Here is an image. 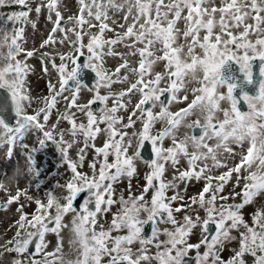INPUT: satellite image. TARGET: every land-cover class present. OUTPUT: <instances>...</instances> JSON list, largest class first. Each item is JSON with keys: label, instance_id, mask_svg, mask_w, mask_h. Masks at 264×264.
<instances>
[{"label": "snow or ice", "instance_id": "6c2138e0", "mask_svg": "<svg viewBox=\"0 0 264 264\" xmlns=\"http://www.w3.org/2000/svg\"><path fill=\"white\" fill-rule=\"evenodd\" d=\"M6 3H14L26 6V0H0V6ZM59 0H41V3L36 5L35 12L39 16L46 9L47 19L51 21V32L47 35V38L40 44L41 48L56 43L54 34L64 33V36L60 39L59 43L64 44L69 41L67 33L74 32L75 39L70 43L75 52L80 53L81 49L85 47L80 43L82 39V30L85 25L89 28L93 26V21L99 22V33H89V40L86 45L87 53L84 67L90 69L96 76L95 89H99L101 86L107 88L114 83L112 76L106 72L103 68V57L105 52L103 51L107 46V55L113 56L114 52L112 46L122 43L126 38H134V42L126 44L125 46L133 49V55L139 53V68H129L128 62L125 61L116 69V73L120 72L121 68H127L130 72L136 75L138 78L134 83L130 84L127 92H120L115 101L110 114L101 117V120L106 121L108 127L104 130L108 136V140L103 144V147L95 148L97 157H103L102 160L97 159L89 165L93 170L92 177L90 178L86 174H82L77 171L78 165L68 159V151L76 142L78 134L82 133L84 136L85 145L88 146L90 140L95 139L96 134L101 129L96 126L98 121L93 115L89 105L93 101H89L88 105H79L77 103V96L80 90L85 87L77 80V71L79 65L72 52L67 55H60V64L57 66L55 63L52 67L56 69L59 74L57 89L56 85L49 83L48 90L49 96L44 100V107H41L36 111L35 115H19L17 117L16 126L8 127L3 120H0V128L5 129L8 133V142L12 143L16 138L23 136L24 132L30 127H34L43 132L44 139L39 141L40 146H45L46 141H51L60 151L64 162L67 163L68 168L72 172L71 178L65 185H58L66 189V195L63 196L64 203H61L59 199L50 191L46 193L47 203L42 204L39 199L35 200L37 206L36 213H33L31 219H28L26 214L21 210L19 220L17 221V232L13 240L21 236H27V239L23 240V246H15L9 248V251H15L17 253H24L28 250L30 243L35 240V248L40 251L43 248V241L45 239V232L52 231L57 232L61 227V220L65 214L69 212L76 213L73 216L72 223L84 226L87 233L91 232V235H87L82 240V258L79 264H99L101 255L108 254L111 256L108 264H141L142 261L151 262L155 260L157 264H186L185 257L188 255L189 250L195 248L199 249L201 244L205 245L206 250L201 255L199 251L196 252L194 257L196 264H245L242 257L245 253L251 254L255 257L254 264H264V211H257L252 217L253 227H250L245 223L239 214V210L246 204H249L254 196L260 192H264V172L254 173L251 175L243 176L244 190L240 193H235L232 197L241 196L242 202L239 204H227L228 196L218 195L222 193L225 183H227L232 177L233 173H236L237 185L241 180L242 165L249 167L252 160L256 158L257 149L252 146L247 150L246 155L240 157L241 163L235 164L234 167L221 175L213 177L212 175H206L211 169L207 164L199 168V171H195L198 161H206L209 157L213 160L212 167H221L220 163L216 159L215 149L209 147L204 143V137L208 135L209 131L216 137L222 140H227L229 133H225V126L232 124V132H236L238 128L243 127L245 124H251V121L255 118L264 120V81L259 85L258 95L250 97L244 95L243 99L247 102L249 113H242L237 109V100L233 97V89L235 85L228 84L221 79V69L227 61H234L239 65L240 71L244 74L246 80L251 78V64L250 61L255 58L264 60V0H221L219 7L215 6L213 0H169L167 4L164 0H125L124 4H116L113 0H79L80 15L69 17L67 21L63 22L61 12L58 10ZM153 5L155 6L153 9ZM127 7V12L124 15V20L130 23L121 24V29L126 27V31L117 35L116 39L104 40L102 34L105 30L109 29L107 21L108 8H112L115 11H119L124 7ZM162 9H166L162 11ZM21 11L19 13H13L8 15V21L16 22H28L29 12ZM155 11L153 17L151 13ZM186 10L187 15L182 16V13ZM53 13L55 18L53 19ZM87 13V16L84 15ZM215 13L220 14L219 28L220 33L215 35V42L210 43V37L213 35V28L216 21L213 19ZM169 14L172 18L169 19ZM183 19L185 23V29L183 36L185 38L191 37L192 43L188 45V54L191 56V63H181L178 59L180 47H173L176 37L173 35L176 30V22ZM246 20H251L253 23H246ZM230 22V23H229ZM68 24H72L73 27H67ZM166 26H162L165 25ZM138 25V27H137ZM79 26L81 31H76V27ZM243 26L239 35H234L230 30V27L240 28ZM35 28V24L33 23ZM201 29L207 31V35L203 36V43H200L197 33ZM3 30L0 29V32ZM14 34L11 38V43H8L9 37L4 35L0 40V47L5 44L8 46L7 55L3 57L7 61L3 68H0V79L5 76H10L23 91L24 76L29 71V66L26 62H21L15 59V56L22 51L21 45L18 40L22 38L23 28L14 29ZM255 33L257 39L253 42L248 39L250 33ZM226 34V35H223ZM136 42L143 44V47L137 48ZM157 42L162 43V49H154ZM199 44L200 48L205 50V58L199 59L192 55L193 48ZM79 45V46H77ZM232 45L235 48L242 50L243 54L238 55L236 51L232 49ZM182 47V46H181ZM156 51H163V56L156 55ZM251 53V54H250ZM82 54V53H81ZM48 54L45 53L44 56ZM33 52L27 51L26 57H32ZM154 57V59H150ZM43 59V57H42ZM156 60H167V67L170 69L168 79V88H157L162 76L156 74L154 79L145 80L148 75V70ZM69 64L71 67L69 68ZM202 66L203 80L200 83L203 85L199 92L203 95L198 96L193 100L192 104L188 108L182 109L177 113H171L167 110L163 103L160 104V110L158 113H154L152 108L145 110L144 105L152 103L155 107L156 103L160 101L161 95L167 91L171 93V98L175 99V93L180 90L181 82L186 71L193 70L196 65ZM174 68V70H172ZM47 71V69H45ZM261 75H264V65L260 68ZM173 77L175 79H173ZM121 79L117 76V80ZM127 80L128 77H123ZM73 81L72 88H68V82ZM218 86H225L227 89L226 96H221L219 99H227L231 103V113L225 112V119L219 124L218 129L211 123L212 116L209 115L206 118V122L201 126L203 135L197 139L192 136L190 139L192 145L196 149L206 148L207 151H194L188 152L186 140L177 142L176 138H172V147L164 149L157 147L158 142H162L166 136H171L173 130L179 125L183 116H186L193 106L197 103L207 100L210 108L216 107L217 98L215 97V89ZM139 92L141 99L135 105V108L139 110L140 115L137 117L142 122V130L138 133L133 132L131 137H128L126 132H117L114 128L119 122V118L116 116L117 108H124L125 104L121 103V99L127 95V93ZM195 91V90H194ZM68 92L70 94V102L67 104V109L75 108L79 112L86 113L87 124L77 125L75 121V113L65 111L62 114V119L67 120L71 125L67 129V133L71 135L72 140H65V131L59 132V139L53 135V130L57 125H53L49 131L44 130V125L38 122V118L43 114V120L48 121V112L55 106L57 97H61L63 93ZM111 95V93H110ZM66 100L69 97H64ZM95 100H99L102 103L108 99V96L96 95ZM130 103V101H128ZM136 113L133 112V115ZM158 120L166 121L167 126L163 131L157 135H150V129L152 125ZM134 121L132 117H129L128 123L123 125L124 128H129L133 125ZM264 126V125H261ZM253 127L249 128V131H253ZM14 134V135H12ZM119 135V139H115ZM137 148L134 157L127 155L128 148L131 146L132 138L137 137ZM127 143H125V139ZM145 141H148L152 146V151L155 158L151 160L149 168L151 171L145 176L147 181L146 186L143 189L144 193H147L150 188H154L153 195L151 197L150 205L145 200L144 195L139 196L129 195L125 200L123 196L120 199H113V182H116L123 176H127L129 179L133 176L135 168L133 166V159L140 156V148L144 146ZM217 147H223V144H218ZM80 160L84 159V149H80ZM183 155L187 160L188 170L179 173V176L174 179L184 181L186 179L195 178L196 180L204 179L205 184L198 193V196L190 197L192 205L198 204L200 208L204 209L206 218L203 220L202 230L204 233H208L210 226H215V233L211 235L210 239L207 235L198 244H188L187 237L189 232L196 227V223L193 222L189 215L183 217V224L178 225L176 219L173 216V209L171 208L172 201L184 200V197L178 192L171 198H166L165 193L169 188H176L175 183H165L161 177L164 172L165 163L171 162L175 167L179 162L180 155ZM113 156L114 159L109 162L108 157ZM12 150L9 149L8 157L11 159ZM27 162L30 165L28 171L34 172L32 167L31 154L27 156ZM246 162V164H245ZM99 164L98 175L96 172V165ZM262 168H264V160L260 161ZM114 170V171H110ZM6 175V173L4 174ZM213 179L218 181L213 187ZM105 181L107 184L105 185ZM154 181H158V185H154ZM3 189V188H0ZM101 189H103L101 191ZM87 193L88 195L83 200L80 208L75 207L77 197L81 193ZM210 196L206 199L205 194L210 193ZM17 190L15 196H11L7 203L10 204L17 200L21 195ZM107 196V199H105ZM31 200V197H28ZM167 199L168 202H165ZM224 201V203L217 204V201ZM94 201L95 210H90L89 204ZM118 203L120 208L118 212L113 216L112 223L108 231L101 230L99 233L92 231L89 225L96 224V215L100 211L107 212L109 207ZM102 205H106L102 209ZM190 207V205H188ZM55 209V216L48 217L50 209ZM176 212H180L181 208L177 207ZM146 215V219H141V214ZM166 214V215H165ZM46 217L49 222L54 225L49 228V224L45 223ZM197 222L200 218L197 216ZM226 221L231 223L226 225ZM151 222L152 233L151 237L144 239L141 237L143 226ZM171 224L172 230L168 228L164 229L163 235L166 239L159 241L160 230L158 224ZM243 226L245 231L240 233L239 249L235 252L227 262L220 259L219 251L223 246L225 240L234 239L229 235L232 229H239ZM33 229V230H29ZM122 229L127 230V235H117L110 237L112 231H120ZM111 240L112 247L108 248L105 244L106 240ZM134 241H139L141 248L138 253H133L132 249L128 245L133 244ZM155 243L157 249L156 255L148 256L146 245ZM9 244L13 241H9ZM219 246V247H218ZM174 253V254H173ZM14 264H21V261H14ZM31 264H41L40 261H32ZM45 264H55V261H46Z\"/></svg>", "mask_w": 264, "mask_h": 264}, {"label": "rangeland", "instance_id": "374dc122", "mask_svg": "<svg viewBox=\"0 0 264 264\" xmlns=\"http://www.w3.org/2000/svg\"><path fill=\"white\" fill-rule=\"evenodd\" d=\"M44 2L46 3L47 0H44ZM113 2L116 4H124L125 0H113ZM168 2L169 0H164L165 4ZM40 3L41 0H26V5H30L32 9L29 12L28 22L8 21V15L26 11V9L22 7L24 5L6 3L5 5L0 6V29L3 30L0 32V40L3 39L5 34H7L9 37L8 43H11V38L14 34L13 30L23 28L22 38L18 40V43L22 47V51L15 56L13 63H15L16 60H19L21 62H26L29 66V71L24 76L23 91H21L20 87L17 86L16 82L10 76H5L3 79H0V85L7 87L12 93L16 111L26 115H35L39 108L44 107V100L49 96V90L47 87L49 83L56 85L57 89L59 88V74L56 69L52 67V64L55 63L57 66L60 64L61 61L59 57L61 54L67 55L69 52H72L73 56L76 57V52L73 50L70 43L71 40L75 39L74 32L67 33V36L70 39L64 44L59 43L60 39L64 36V33L57 32L54 34L56 43L45 46L44 48L40 47V44L47 38V35L51 32V28L53 26L51 21L47 19L48 14L46 9L41 13V15L38 16L36 14L35 7ZM154 7L155 6L153 5V9ZM79 8V0H59L58 3V10L61 12L62 19L80 15L81 13ZM164 10L166 9H162V11ZM107 11L109 19L105 22L108 23L111 31L105 30V33L102 34V38L104 40H112L116 39L118 34L126 31V27L121 29L120 25H126V23H130L131 21L129 20L126 22L124 20V15L127 12L126 6L119 11H115L112 8H108ZM84 15L87 16V13H84ZM151 15L153 17L155 16L154 10ZM171 17L172 15L169 14V19H171ZM54 18L55 14L53 13V19ZM33 23L35 24V28L33 27ZM179 24L180 22L177 21L176 26ZM162 26H166V24ZM67 27L72 28L73 25L68 24ZM76 31H81V28L77 26ZM89 33H99V22L93 21V26L91 28L87 25L83 27L82 39L80 41V43L85 45V47L81 49L83 53H86L87 51L86 45L90 38ZM133 42L134 38H126L124 42L113 45L112 48L116 53L113 56L106 54L107 46H105L103 50L105 52V56L103 57V68L112 76V79L115 82L107 88L101 86L99 89H95L96 82H94L91 88L83 87L77 96V103L79 105H88L89 101L95 100L94 98L97 94L100 96H108V99L102 103L98 110L92 111L93 115L99 122L96 126L101 129V131L96 134L95 139L91 140L92 145L88 144V146H86L84 136L80 133L76 137V142L68 151V159L78 165L77 171L88 175L90 178L92 177L93 170L89 167V165L97 159H103L102 156L97 157L95 148L103 147V144L108 140V136L104 131L108 125L106 121L101 120V117H105L110 114V109H112L113 102L117 95L120 92H127L130 84L134 83L138 78L127 68H121L120 72L118 74L116 73V69L119 68L125 61L128 62L129 68H138V52L133 55L132 53L134 50L125 46L126 44H131ZM136 47L138 48V42H136ZM27 51H32L33 56L26 57ZM7 52V44L0 47V68H3L7 63V61L3 59V57L7 55ZM45 53L48 55L44 56ZM70 67L71 65L69 64V68ZM45 69H47V71H45ZM117 76L121 79L117 80ZM125 76L128 77L127 80L123 79ZM202 80V66L197 64L193 70H190L183 76L181 82H178L181 83V87L180 90L176 92L178 100L173 102V104L176 103L177 106L184 108L189 107L193 100H195L198 96L203 95V93L198 91V89L203 86L200 83ZM226 94V87L218 86L214 93L217 98L216 107L211 109L207 100L197 103V105L193 106L190 110L191 121L206 120V118L211 115L212 120L223 122L225 119L224 113H230L231 110L229 109L227 99H219V97L226 96ZM64 97H69V99L66 100ZM139 97L141 98L139 92L134 91V93H127V95L121 99L120 102L124 103L125 107L117 108L116 116L119 118V122L114 125V128L118 133L126 132L128 137H131V134L136 132V126H142V122L137 119L140 115L139 110L135 108ZM128 101H130V103ZM69 102L70 94L65 92L61 97H57L55 106L48 112L49 119L47 122L43 120V114H41L38 118V122L44 125L45 131L53 130L52 126L54 124L57 125L56 129L53 130V135L56 139H59V132L63 130L66 133L64 137L65 140H72L71 135L66 131L71 127V125L67 122V120L61 118L65 111L75 113V121L77 125L81 123L85 125L87 124L86 113L79 112L75 108L67 109V104ZM173 104L167 107V110L171 113L175 110V108H173ZM159 110L160 105L159 103H156V106L152 108V111L154 113H158ZM133 112L136 114L133 115ZM130 116L132 117L134 123L131 127L124 128L123 125L128 123ZM261 125H264V120L254 118L251 121V124H245L243 127L238 128L234 133L232 132V129L235 125H226L225 133L230 134L227 140H222L213 134L208 137H204V143L215 149L216 159L220 163L221 167H212L214 162L211 157H209L206 161H198L195 171H199L200 167L207 164L211 171L206 173V175H212L213 177L221 175L230 168L234 167L235 164L241 163L240 157L247 154L249 147L254 146L257 149L255 154L256 158L252 160L250 166L244 167L242 165L241 180L239 184L237 185L236 173H233L230 180L225 183L222 193L218 194L229 197L226 201L227 204H239L242 202L241 196H235V199L232 197L235 193H240L244 190L243 186L245 181L243 180V176L264 172V168H262L260 164V161L264 160V126ZM253 126V131L250 132L249 128ZM1 130H3V128H0V132ZM152 132L153 125L149 134L151 135ZM2 134H5V136H0V188H3L0 189V204L5 203V206L3 208L0 207V264H14V261L17 260L21 261V264H31L34 260L40 261L41 264H45L46 261H55V264H79V261L82 258V245H80V243H82V240L87 235H91V232L87 233L84 226L79 223H72L73 216L75 215L73 212H69L64 215L61 220V227L57 232H52L50 230L45 232V239L43 241L44 246L40 251L36 250L34 255L29 256L25 252L17 253L15 251L8 250L9 248H14L15 246L22 247L23 240L27 239V236H21L13 240L18 230L17 221L19 220L21 211L26 214L28 219H31L32 214L36 213L37 206L35 204V200L39 199L42 204H46V193L51 191V187L54 183H61L65 185L71 178L72 172L68 168L67 163L64 162L58 148L51 141H46L45 146H40L39 141L44 139L42 131L34 127H30L24 132L22 138L18 137L12 143L8 142L9 134L7 131H2ZM173 136L176 138L177 142L181 137L178 131L175 130L172 135L167 138V142L170 147L173 146ZM128 137H126L125 143H127ZM115 139H119V135H117ZM137 140L138 137L132 138L131 146L128 148L127 152V155L130 157L135 156L134 147ZM218 144H223V147H217ZM187 148L189 153L194 151H207L206 148H194L192 141H190L189 145H187ZM9 149L12 150L11 159L8 157ZM80 149H84L83 161L79 158ZM29 154H31L32 167L34 169V172L32 173L28 171V167L30 165L26 159ZM113 159L114 157L111 155L108 157L109 162ZM133 166L135 168V172L130 179L127 176H123L116 182H113V199L118 201L120 197L123 196V198L127 200L129 195L139 196L143 194L145 200L148 201L150 205L154 188H150L147 193L143 192L147 183L145 176L149 174V172L146 171L145 166L141 165L139 161L137 163L136 158L133 159ZM169 170L172 171L168 172ZM187 170V160L181 154L179 162L175 167L172 166L170 161L165 163L161 179L165 183H175L177 185L176 188H169L166 191V198H171L177 192L184 197L183 201H172L170 206L173 209V216L178 225L183 224V217L185 215H189L193 222L196 223V227L189 232L187 243L198 244L206 235V233L202 230V224L203 220L206 218V213L204 209L199 207L198 204L192 205L189 198L192 196H198V193L202 191L204 187L205 180L200 179L198 181L194 177L184 181L174 179L179 176L180 172ZM98 171L99 164L97 163V175ZM5 173L6 175H4ZM212 183L213 187H215V185L219 182L213 179ZM106 184L107 181H105V185ZM17 190L24 194L17 200L8 204V199L11 196H15ZM102 190L103 189H101V191ZM210 194L211 192L206 193L205 198L207 199ZM28 197H31L32 199L29 200ZM105 199H107V196H105ZM60 200L61 199H59V201ZM165 202H168L167 199ZM220 203H224V201L218 200L217 204L219 205ZM188 205H190V207H188ZM101 207L103 209L107 206L102 205ZM177 207L181 208L180 212L175 211ZM119 208L120 205L116 203L110 206L107 212H98L96 215V224L89 225L88 227L97 233L101 230L107 231V227L111 225L113 216L118 212ZM18 209L21 211H18ZM257 211H264V192H260L254 196L249 204H246L239 210V214L245 223H247L250 227H253L252 217ZM54 216L55 209L53 208L49 210L48 217ZM141 216L146 215L142 213ZM197 216L200 218L199 222H197ZM48 221L49 220L46 217L45 223ZM230 223V221H226V225ZM158 228L160 230L158 240L162 241L166 239L163 235L164 229L168 228L169 230H172L173 226L171 224L160 223L158 224ZM29 230L31 231L33 229ZM243 231H245V229L242 225L239 229H232L230 231L229 235L234 237V239L225 240L223 242V246L219 251L221 260L227 262V260L234 256L235 252L239 249L240 233ZM117 235H127V230L122 229L120 231H112L110 233V237H115ZM9 241H13V243L9 244ZM156 242L157 241H153V244L145 246L147 248V252L145 253L146 255L153 257L156 255L157 249L154 246ZM105 244L108 248L112 247L110 239L106 240ZM128 247L132 249L133 253H138L141 245L139 241H134L133 244L128 245ZM205 250L206 248L204 244H201L199 249L193 248L189 250L188 255L185 257L186 264H196L194 259L196 252L199 251L202 255ZM110 259V255L103 254L101 255L99 264L109 262ZM242 259L245 264H254L255 261V257L249 253H245ZM141 264H157V262L155 260H152L151 262L142 261Z\"/></svg>", "mask_w": 264, "mask_h": 264}, {"label": "flooded vegetation", "instance_id": "af4514ba", "mask_svg": "<svg viewBox=\"0 0 264 264\" xmlns=\"http://www.w3.org/2000/svg\"><path fill=\"white\" fill-rule=\"evenodd\" d=\"M213 3H214L215 6L219 7L220 4H221V0H213ZM184 15H187L186 10L182 13V16H184ZM213 19L216 21V24L214 25V28H213V35H212V37H210V41H209L210 43H214L215 42V35L221 34L220 33V28H219L220 14L219 13H215L213 15ZM178 21L180 22V24L176 26V30L173 33V35L176 37V39H175V42L173 43L172 46L173 47H180L181 50H180V52L178 54V59H179V61L181 63H191V56H189V54H188V45L190 43H192L191 37L185 38L183 36V31L185 29V23H184L183 19H180ZM245 22L246 23H253V21H251V20H246ZM242 29H243V26H241L240 28L230 27V30L233 32L234 35H239V32L242 31ZM204 35H207V31L205 29H201L199 31V33H197V37H198L200 43H203V36ZM223 35H226V34H223ZM248 39L254 42L257 39V36L253 32V33L249 34ZM141 47H143V44H140L138 42V48H141ZM162 47H163L162 43L157 42L155 44L153 50L162 49ZM231 47H232V49L234 51L237 52L238 55H242L243 54L242 50H238V49L235 48V45H232ZM80 53H83V52L81 51ZM80 53L76 52L75 55L77 56ZM86 53H87V51H86ZM156 55L163 56V51H156ZM192 55L196 56L199 59H204L206 53H205V50L200 48L199 44H197L193 48ZM150 59H154V57H152ZM139 60H140V57H139V53H138V68H139ZM167 64H168L167 60H156L155 63L152 64L151 68L148 70V75L144 79L145 80L154 79L156 74H160L162 76V80H161V82L158 85H156V87L157 88H165V89L168 88L169 83H170L169 79H168V75H169L170 69L167 67ZM250 64H251V69H250L251 70V78H250V80H246L245 79L244 74L240 71L239 65L237 63H235L234 61H227L225 63V65L222 66V69H221V77H224V79H222V80H224L228 84L235 85V87L233 89V97L237 100V109H238V111H240L242 113H249L250 112V109L248 108V104H247L246 101H244L243 96L244 95H248L250 97L257 96L258 94L255 95V93L259 92V85H260V83L262 81H264V75H261V73H260V68H261L262 65H264V60H260L257 57L255 59H252L250 61ZM172 70H174V68ZM188 72L189 71H186L184 73V75L187 74ZM173 79H175V78L173 77ZM176 96H177V93H175V97ZM165 97H167V98H165ZM140 99L141 98L139 97L138 98V102H139ZM177 100H178L177 97L175 99H172L171 98V93L165 91L161 95L160 101L157 102V103H159V105L161 103H163L165 105V107L167 108V107L171 106V104H173V102H176ZM228 103H229V109H231L230 101H228ZM238 103H239V107L241 109H243V110H240L238 108ZM101 105H102V102H101ZM113 105H114V102H113ZM173 105H174L173 108H175V110L172 112L173 114L181 111L182 109H186L184 107L177 106L176 103H174ZM148 108H153L152 103H148V106H147V108H145V110H147ZM92 111H96V110H92ZM230 113H231V110H230ZM205 122H206L205 120H198V121L192 122L191 119H190V111H189L186 116H183V118L179 122V125L173 130V132L175 130H177L178 133L181 135V137L179 138V141L186 140L187 145H189L191 140L190 139L187 140V138L192 137V134H191L192 127L194 125L202 126V125L205 124ZM211 123L213 125H215L217 127V129H218L219 124L222 123V122H219L218 120H212ZM166 126H167V122L166 121L158 120L157 122H155L153 124V132H152L151 135H157L159 132L163 131ZM140 130H142V126L139 127L137 125L136 126V132L138 133ZM211 134H212V131L210 130L208 135L205 136V137H208ZM202 135H203V133L201 135L195 136V137H197V139H199ZM168 137L169 136H166L162 142H158L157 147H162L164 149L169 148L170 145L167 142V138ZM88 144L92 145V141L90 140L88 142ZM136 148H137V142H136L135 147H134V154L136 152ZM147 148H148V151L151 150L152 157L150 159H143V158H141L139 156L138 158H136V161H137V163L139 161L141 163V165L145 166L146 171L150 172L151 169L149 168V164H150L151 160L155 158V156H154V153L152 151L151 144L147 145ZM147 155H150V153H148ZM110 171H114V170H110ZM171 171L172 170H169L168 172H171ZM158 183H159L158 181H154V185H158ZM60 202L64 203L65 201H63V199H61ZM81 203H80V205H81ZM79 208H80V206H79ZM79 208H77V209H79ZM89 208H90V210H93V211L95 210L94 201L89 204ZM141 219H146V216H141ZM109 227L110 226L107 227V231L109 230ZM49 228H51V227H49ZM151 233H152V228H151L150 235L148 237H145L143 235V230H142L141 237L144 238V239H148V238L151 237ZM80 245H82V243H80ZM109 248H111V247H109ZM35 252H36V248H35V251H34L33 254H28L26 252L25 253L27 255H29V256H32V255L35 254ZM103 264H108V262H105Z\"/></svg>", "mask_w": 264, "mask_h": 264}, {"label": "water", "instance_id": "95a60500", "mask_svg": "<svg viewBox=\"0 0 264 264\" xmlns=\"http://www.w3.org/2000/svg\"><path fill=\"white\" fill-rule=\"evenodd\" d=\"M68 18L62 19V25L64 21H67ZM88 55V53H80L78 54L75 58L77 60V64L79 65L78 67V71H77V80L81 83L84 84L87 88H91L93 86V83L96 82V76L95 73H93L90 69H87L84 67V63L86 60V56ZM221 79H224V77H221ZM74 85V82H68V87L72 88ZM258 93H255V95H257ZM167 98V97H165ZM101 106V101L99 100H93V103H91L89 105V108L91 110H97L99 109ZM148 103L144 105V108H147ZM238 108L240 110H243L239 107V103H238ZM19 114V115H26V114H22L16 111L15 109V102H14V97L12 95V93L10 92V90L5 87L0 85V120H3L4 123L8 126V127H15L16 126V121H17V117L15 116V114ZM191 134L192 136H199L202 134V130H201V126L198 125H194L191 129ZM147 145H150L148 143V141H145L144 146L140 148V157L143 159H150L152 157V152L151 150L148 151ZM148 153H150V155H147ZM88 194L85 193H81L78 195L77 200L75 203V207L79 208L80 203L83 201V199L87 196ZM5 203H1L0 207H4ZM49 224V227H52L53 225L48 221L47 222ZM151 228H152V224L151 222H149L148 224L143 226V235L145 237H148L150 235L151 232ZM215 232V226L211 225L209 232L206 233V235L209 237H211L212 234H214ZM35 240L36 238H34L33 242L30 243L28 250L26 251V253L28 254H33L35 251Z\"/></svg>", "mask_w": 264, "mask_h": 264}, {"label": "trees", "instance_id": "16d2710c", "mask_svg": "<svg viewBox=\"0 0 264 264\" xmlns=\"http://www.w3.org/2000/svg\"><path fill=\"white\" fill-rule=\"evenodd\" d=\"M22 7L25 8L26 11H28V9L31 8L30 5H26V6H22ZM2 131H6V130H5V129L1 130V132H0V136L3 135V134H2ZM7 133H8V132H7ZM8 134H9V133H8ZM4 136H5V134H4L2 137H4ZM58 185H64V184H61V183H54V185L51 187V192H52L53 194H55L56 197H57L58 199H63V196L67 194V193H66V189L63 188V187H59ZM49 192H50V191H49Z\"/></svg>", "mask_w": 264, "mask_h": 264}]
</instances>
